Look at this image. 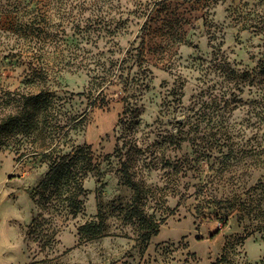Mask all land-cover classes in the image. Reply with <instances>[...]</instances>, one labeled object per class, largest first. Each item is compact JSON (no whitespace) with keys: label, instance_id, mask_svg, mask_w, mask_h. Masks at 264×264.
Returning a JSON list of instances; mask_svg holds the SVG:
<instances>
[{"label":"rangeland","instance_id":"obj_1","mask_svg":"<svg viewBox=\"0 0 264 264\" xmlns=\"http://www.w3.org/2000/svg\"><path fill=\"white\" fill-rule=\"evenodd\" d=\"M84 145L76 217L29 197L43 153ZM124 161L158 223L145 248L119 211ZM263 182L264 0H0V264H210L228 242L260 264L255 221L217 202ZM98 202L107 235L86 240Z\"/></svg>","mask_w":264,"mask_h":264},{"label":"trees","instance_id":"obj_2","mask_svg":"<svg viewBox=\"0 0 264 264\" xmlns=\"http://www.w3.org/2000/svg\"><path fill=\"white\" fill-rule=\"evenodd\" d=\"M43 93L31 95L25 98V104L30 106L29 112L25 115L26 130L35 127V120L39 111L38 106L44 103ZM91 149L88 146H73L70 152L60 153L59 150L51 149L43 153V157L48 159L49 166L40 182L31 190L28 195L30 198H40L49 190L50 195L57 203H68L70 213L76 217L82 210L81 197L85 194L82 188V181L94 169L92 159H90ZM123 156L124 152L121 153ZM126 155V154H125ZM88 156V159L86 158ZM225 158V157H224ZM227 159V157L225 158ZM98 170L96 175L98 174ZM121 183L132 190V196L129 205L125 208H119L122 219L127 223H132L137 227V244L143 248L147 246L150 238L158 233V223L144 211V202L148 189L138 181L133 179V175L129 172L126 162H122L120 169ZM246 197V198H244ZM223 210L234 211L238 213L239 220L244 221L252 219L255 221L251 232L246 231L245 238L252 233H260L264 240V182L257 183L250 187L245 193L235 194L232 197L219 200ZM98 210L95 220L86 222L78 228L81 238L86 240L96 239L106 236V216L103 206L98 202ZM118 209V208H117ZM222 227L227 224L226 219L220 220ZM245 229H248L245 226ZM219 231L211 234L210 237L217 235ZM233 244L226 243L223 248L222 255L210 264H235L231 259L233 253ZM264 264V259L260 262Z\"/></svg>","mask_w":264,"mask_h":264}]
</instances>
